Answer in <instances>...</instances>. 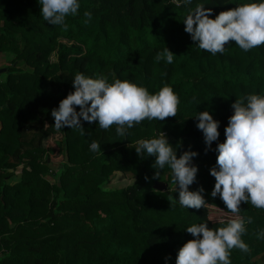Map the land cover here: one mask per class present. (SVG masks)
<instances>
[{"label":"trees","instance_id":"obj_1","mask_svg":"<svg viewBox=\"0 0 264 264\" xmlns=\"http://www.w3.org/2000/svg\"><path fill=\"white\" fill-rule=\"evenodd\" d=\"M78 2L65 30L43 19L39 0H0V57H10L0 74V264H175L178 249L193 239L187 227L218 228L232 218L210 196L216 153L204 154L194 118L210 111L221 122L223 142L230 105L249 94L264 95V46L244 52L229 42L224 54L213 56L184 32V18L197 3L218 14L248 0H193L187 7L173 0ZM85 11L92 13L87 24ZM166 47L176 55L173 63H156ZM78 72L105 75L110 83L115 73L151 94L167 84L180 98L177 115L145 120L123 137L115 126L105 131L83 121L84 135L79 128L57 131L51 110L74 91ZM161 132L178 158L189 146L199 153L193 160L197 183L189 190L203 186L205 199L217 207L197 211L169 201L178 200L171 170H160L155 157L134 150L137 140ZM93 141L102 151L89 150ZM155 171L158 180L151 179ZM118 172L133 181L111 189ZM156 182L165 189H154ZM240 207L242 217L253 218L242 236L251 251L233 249L232 264H264V239L256 236L264 230V210L250 203Z\"/></svg>","mask_w":264,"mask_h":264},{"label":"clouds","instance_id":"obj_2","mask_svg":"<svg viewBox=\"0 0 264 264\" xmlns=\"http://www.w3.org/2000/svg\"><path fill=\"white\" fill-rule=\"evenodd\" d=\"M173 3L187 7L193 0H173ZM39 4L43 19L65 30L68 27L66 17L76 16L81 7L78 0H39ZM83 15L87 18L86 24L91 21L90 11ZM213 15L215 18H210ZM183 25L192 42L213 56L224 54L229 42H235L239 49L248 52L264 46V0H248L218 14L213 8L197 3L194 8H188ZM175 56L166 47L157 53L155 62L163 60L171 65ZM111 75L113 81L110 83L105 75L91 78L78 72L72 81L74 91L51 110L54 128L57 131L64 127L79 128L84 135L83 121L90 125L96 123L105 131L115 126L116 134L123 137L129 129L145 120L162 122L176 117L180 98L171 86L166 84L151 94L147 87L115 78V73ZM230 107L232 115L224 127L223 142H218L221 122L214 119L210 111L199 112L194 119L197 130L203 135L204 154L216 153L215 165L209 169L215 181L210 196L212 199L218 197L232 218L218 228H209L208 223L187 227L185 232L193 239L178 249L175 264H232L233 249L243 253L251 251L242 236L247 234L246 225L252 224L253 218L242 217L240 206L250 203L254 208L264 210V95L249 94L236 99ZM214 142H217L215 149L212 148ZM89 150L102 151L97 141L90 144ZM134 150L137 156L146 153L148 157H155L154 165L160 170L165 166L171 170V183L176 186L178 200L170 196L169 201L176 200L181 207L197 211L217 207L205 199L203 186L189 190L197 183L199 172V167L193 163L199 153L192 151L191 146L178 158L166 134L161 132L153 138L137 140ZM151 179H160V171H155ZM145 180L149 178L145 176ZM256 236L264 239V230H259ZM168 259L170 257H165L166 261Z\"/></svg>","mask_w":264,"mask_h":264},{"label":"rangeland","instance_id":"obj_3","mask_svg":"<svg viewBox=\"0 0 264 264\" xmlns=\"http://www.w3.org/2000/svg\"><path fill=\"white\" fill-rule=\"evenodd\" d=\"M10 59V57L7 56H1L0 57V69H2L3 67H5L8 64V60ZM20 172V168H18V170L16 171V173L18 174ZM132 179H130L129 177H127L126 175L118 172L113 174V176L111 177L109 183H108V187L113 189V188H123L127 185H130L132 183Z\"/></svg>","mask_w":264,"mask_h":264},{"label":"water","instance_id":"obj_4","mask_svg":"<svg viewBox=\"0 0 264 264\" xmlns=\"http://www.w3.org/2000/svg\"><path fill=\"white\" fill-rule=\"evenodd\" d=\"M5 72V68L0 69V74ZM51 168H55L54 166H51ZM154 189H156L157 191H163L165 189V184H163L162 182H156L154 184Z\"/></svg>","mask_w":264,"mask_h":264}]
</instances>
